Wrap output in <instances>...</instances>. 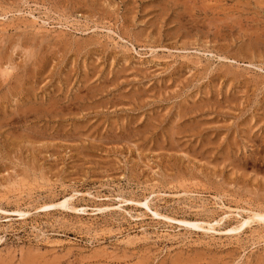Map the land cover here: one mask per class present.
I'll return each instance as SVG.
<instances>
[{"label": "rangeland", "instance_id": "obj_1", "mask_svg": "<svg viewBox=\"0 0 264 264\" xmlns=\"http://www.w3.org/2000/svg\"><path fill=\"white\" fill-rule=\"evenodd\" d=\"M258 214L264 0H0V264H264Z\"/></svg>", "mask_w": 264, "mask_h": 264}, {"label": "bare ground", "instance_id": "obj_2", "mask_svg": "<svg viewBox=\"0 0 264 264\" xmlns=\"http://www.w3.org/2000/svg\"><path fill=\"white\" fill-rule=\"evenodd\" d=\"M12 67V66H11ZM73 195V194H72ZM76 196V195H75ZM74 196H67L66 199H64L63 201H61L60 203H56V204H50V205H45L47 208H53L55 206H63L65 205L69 200L73 199ZM75 198V197H74ZM70 202V201H69ZM257 216H264V215H261V214H258ZM182 223H185V224H192L190 223L189 221H186V220H180ZM250 222V220H244V222L242 223V227L245 225V224H248ZM197 224V223H196ZM194 226H196L194 223L192 224ZM199 225V224H198ZM237 229V228H236Z\"/></svg>", "mask_w": 264, "mask_h": 264}]
</instances>
